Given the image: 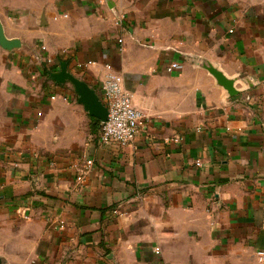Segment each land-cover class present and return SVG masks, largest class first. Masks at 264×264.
Listing matches in <instances>:
<instances>
[{
	"label": "crops",
	"instance_id": "crops-1",
	"mask_svg": "<svg viewBox=\"0 0 264 264\" xmlns=\"http://www.w3.org/2000/svg\"><path fill=\"white\" fill-rule=\"evenodd\" d=\"M0 23V264H264V0H0ZM61 63L99 97L122 78L130 144Z\"/></svg>",
	"mask_w": 264,
	"mask_h": 264
},
{
	"label": "built area",
	"instance_id": "built-area-1",
	"mask_svg": "<svg viewBox=\"0 0 264 264\" xmlns=\"http://www.w3.org/2000/svg\"><path fill=\"white\" fill-rule=\"evenodd\" d=\"M121 42V40H119ZM50 64L51 60H47ZM177 63H170L166 70L172 73L178 69ZM122 78L116 74H109L102 84L100 100L107 109V118L98 127V138L103 144H116L126 146L130 144L138 133L142 124L143 115L134 107L131 94L125 90ZM91 160L86 161V166L90 167ZM82 178H78L81 180ZM159 254V249H155ZM260 259L264 258V253L259 252Z\"/></svg>",
	"mask_w": 264,
	"mask_h": 264
},
{
	"label": "water",
	"instance_id": "water-1",
	"mask_svg": "<svg viewBox=\"0 0 264 264\" xmlns=\"http://www.w3.org/2000/svg\"><path fill=\"white\" fill-rule=\"evenodd\" d=\"M19 45L20 43L18 40H9L4 36L3 28L0 23V47L4 50L10 51L19 47ZM206 69L216 79L218 84H220L227 91L229 96L237 94V91L230 80L211 67L206 66ZM49 76L56 84L59 85L69 82L73 86L74 92L77 95V102L83 106L85 111L88 112L91 117L96 118L99 122H104L106 120L107 109L102 104L99 95L83 80L69 73L67 71L66 63H61L59 65V70L56 72H50Z\"/></svg>",
	"mask_w": 264,
	"mask_h": 264
}]
</instances>
